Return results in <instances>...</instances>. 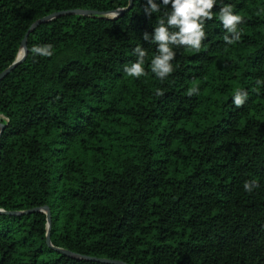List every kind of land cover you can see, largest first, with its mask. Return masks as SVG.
<instances>
[{
	"label": "trees",
	"instance_id": "obj_1",
	"mask_svg": "<svg viewBox=\"0 0 264 264\" xmlns=\"http://www.w3.org/2000/svg\"><path fill=\"white\" fill-rule=\"evenodd\" d=\"M223 4L244 17L241 40L226 45L217 16L161 81L147 0H0V74L36 21L96 12L39 25L0 81V264H264V0ZM44 44L54 55L33 57ZM137 45L139 79L124 72Z\"/></svg>",
	"mask_w": 264,
	"mask_h": 264
},
{
	"label": "clouds",
	"instance_id": "obj_2",
	"mask_svg": "<svg viewBox=\"0 0 264 264\" xmlns=\"http://www.w3.org/2000/svg\"><path fill=\"white\" fill-rule=\"evenodd\" d=\"M130 3V0H129ZM218 4V0H162L158 4L155 0H147V6L144 13L147 17L156 14L154 32L150 35L145 32L142 39L152 45H156V51L148 67L150 72L156 78L163 81L169 78L176 71L173 61L176 59L177 52L175 49L185 48L199 52L203 46V41L208 37L206 24L208 21L217 18L222 23L226 33L223 41L226 45H234L241 40V30L239 26L245 22L244 17L234 11L232 4H223L219 8L218 14L213 11ZM170 5V8H169ZM264 11V9H261ZM33 57L39 56L50 58L54 55V46L52 44L33 45L30 49ZM25 50L22 48L17 54V60L24 58ZM136 60L124 67V72L129 77L139 79L149 75L146 70V58L148 51L137 45L133 50ZM257 90L264 81H256ZM165 91L157 88L155 95L164 96ZM199 94V88H189L188 96ZM248 100V93L245 90L237 89L233 95V103L236 107H243ZM5 122L9 117L0 114ZM3 125H0L2 127ZM259 187L256 181L247 180L243 188L249 194Z\"/></svg>",
	"mask_w": 264,
	"mask_h": 264
},
{
	"label": "water",
	"instance_id": "obj_3",
	"mask_svg": "<svg viewBox=\"0 0 264 264\" xmlns=\"http://www.w3.org/2000/svg\"><path fill=\"white\" fill-rule=\"evenodd\" d=\"M131 2L132 0H130V3H129V6L127 7V9H129L131 7ZM126 9V10H127ZM117 13H120V11H116L113 15L117 14ZM96 12H93V11H86V10H73V11H69V12H66V13H54V14H51L45 18H42L38 21H36L35 23H33L27 33L25 34V37L21 43V48L19 49V51L23 48L25 50V55L27 53L26 51V38L28 37V35L35 29L37 28L39 25L41 24H44V23H48L50 22L51 20L57 18V17H60V16H63V15H81V16H90V15H95ZM25 55H24V58H25ZM23 59L21 60H17V56L15 58V61L12 63L11 66H9L7 69H5L1 74H0V81L6 76L8 75L16 66H18L20 63L23 62ZM1 125V124H0ZM3 129V126L0 127V134H1V131ZM44 212L47 216V221H48V224L50 223V214L48 212L47 209H44ZM47 242L49 243V236L47 235ZM58 252L60 253H63L67 256H72L70 253L66 252V251H62V250H57ZM88 260L90 261H94V262H98V263H102V264H122L120 262H117V261H112V260H108V259H95V258H89Z\"/></svg>",
	"mask_w": 264,
	"mask_h": 264
}]
</instances>
